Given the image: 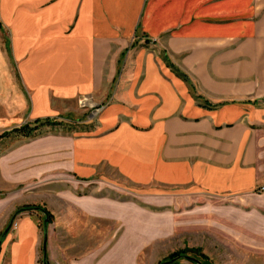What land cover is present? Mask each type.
Masks as SVG:
<instances>
[{"label":"crops","instance_id":"obj_1","mask_svg":"<svg viewBox=\"0 0 264 264\" xmlns=\"http://www.w3.org/2000/svg\"><path fill=\"white\" fill-rule=\"evenodd\" d=\"M0 27V236L42 206L50 264H147L168 213L131 186L264 211V0H0ZM81 100L83 134L11 133ZM39 217H16L0 264H38Z\"/></svg>","mask_w":264,"mask_h":264},{"label":"rangeland","instance_id":"obj_2","mask_svg":"<svg viewBox=\"0 0 264 264\" xmlns=\"http://www.w3.org/2000/svg\"><path fill=\"white\" fill-rule=\"evenodd\" d=\"M7 41L8 35L0 27V44L5 46ZM78 103L79 111L75 115L59 121L37 124L36 128L41 125L45 127L34 136L46 133L76 136L88 131L82 124L94 108L86 107L90 106L89 100ZM129 189L136 205L150 213H168L165 233L170 235L163 242L152 245L148 252H142L139 263L144 258L147 264H159L174 258L172 264H264V211L259 209L258 203L241 205L227 200L197 197L191 193L190 188L183 187L151 186L144 189L131 186ZM147 196L150 199H145ZM36 207L45 209L42 206ZM44 218H38V264H43ZM14 220H10L5 230L9 226L14 227ZM45 252L50 264L46 248ZM146 254H149V261ZM180 255L188 259L178 260Z\"/></svg>","mask_w":264,"mask_h":264},{"label":"trees","instance_id":"obj_3","mask_svg":"<svg viewBox=\"0 0 264 264\" xmlns=\"http://www.w3.org/2000/svg\"><path fill=\"white\" fill-rule=\"evenodd\" d=\"M178 75L180 77H182V78L184 77L181 74H178ZM39 123H40V121H36L35 125L33 127L31 125H29V124L22 125V126H20L18 128L13 129L11 131V133H15L18 136H22V137H25V138L33 137L34 134H35V131L37 130V128H36L37 126L36 125L39 124ZM8 134L9 133H7V132H4V133L0 134V139L3 138V137H6ZM30 210L44 213L45 217L47 218V224L50 223V215H49V213L45 209H41L40 207H36V206H25V207H21V208L17 209L16 212L14 213V215L11 218V222H13L14 217H16L18 214H20V213H22L24 211H30ZM43 254H44L43 255V264H48L47 257H46V252H45L44 247H43ZM173 259L174 258H170V260H168L166 262L159 263V264H172L174 262ZM177 259L181 260V259H188V258L186 256L180 255L179 257H177Z\"/></svg>","mask_w":264,"mask_h":264},{"label":"water","instance_id":"obj_4","mask_svg":"<svg viewBox=\"0 0 264 264\" xmlns=\"http://www.w3.org/2000/svg\"><path fill=\"white\" fill-rule=\"evenodd\" d=\"M11 226H9L7 228V230H5V232L1 235L0 237V244L3 242L5 236H6V233L8 232V230L10 229ZM47 228H48V224H47V218L45 217L44 218V221H43V240H44V249L46 248V240H47Z\"/></svg>","mask_w":264,"mask_h":264},{"label":"built area","instance_id":"obj_5","mask_svg":"<svg viewBox=\"0 0 264 264\" xmlns=\"http://www.w3.org/2000/svg\"><path fill=\"white\" fill-rule=\"evenodd\" d=\"M148 42L152 45L155 43V40H149ZM263 191H264V186L260 188L259 192H263ZM14 226H15V224H14Z\"/></svg>","mask_w":264,"mask_h":264}]
</instances>
